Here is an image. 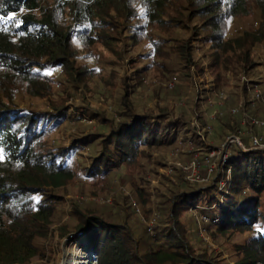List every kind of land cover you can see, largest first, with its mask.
Here are the masks:
<instances>
[{
  "label": "trees",
  "instance_id": "trees-1",
  "mask_svg": "<svg viewBox=\"0 0 264 264\" xmlns=\"http://www.w3.org/2000/svg\"><path fill=\"white\" fill-rule=\"evenodd\" d=\"M256 13L258 29L228 36L229 22ZM194 39L210 46L213 68L226 76L260 77L255 49L264 44V0H0V264H31L45 257L42 242L73 182L140 165L161 149L174 147L186 131L182 140L199 137V148H206L202 136L190 130V116L167 107L138 111L127 94L118 126L105 127L99 135H74L70 145L57 142L60 128L80 119L74 109L49 100L55 84L52 74L62 70L66 86L75 89L89 81L82 77L91 73L76 69L79 52L94 61L105 55L123 61L126 48L146 47L147 65L141 73L153 69L164 75L162 69L176 59L183 76L190 77L198 64ZM20 94L46 99L47 107L25 108L17 98ZM83 114L92 116L89 108ZM238 131L229 115L221 120L218 140L235 137ZM242 141L247 151L233 146L225 164L231 176L222 190L220 173L206 190L180 176L173 187H165L160 209L169 207L171 214L163 231L145 234L148 229L141 221H132L137 214L131 208L136 204L128 205L130 211L121 219L125 224H117L113 216L98 215L100 209L73 201L72 218L77 223L62 227L61 235H86L81 249L93 254L96 264H224L197 254L178 228L180 211L197 206L209 194V210L202 212L217 221V232L227 235L259 228L245 245L235 247L231 263L264 264V150L253 149L252 139ZM76 142L81 143L79 148L74 147ZM84 145L93 149L90 167L81 162ZM138 179L145 185L146 179ZM142 181L132 188L147 213L145 204L152 199L145 198L148 188Z\"/></svg>",
  "mask_w": 264,
  "mask_h": 264
},
{
  "label": "rangeland",
  "instance_id": "rangeland-1",
  "mask_svg": "<svg viewBox=\"0 0 264 264\" xmlns=\"http://www.w3.org/2000/svg\"><path fill=\"white\" fill-rule=\"evenodd\" d=\"M259 25L260 15L258 13L239 18L229 22L228 36L235 37L245 31H254L259 28ZM185 34H188V31ZM193 44L198 64L190 70V77L183 76L181 66L176 59L171 65L164 69L161 68L165 71L164 75L153 69L141 73L147 65L146 58L143 56L149 51L146 47L126 48L123 61L108 57V55L100 56L97 61H94L79 52L75 61L76 69L80 72L91 70V73H85L86 76L82 78L85 80L89 78V81H84L75 89H72L70 85L69 88L66 86L62 70L51 73L55 77V84L49 100L52 104H65L70 111L74 109L75 116L80 119L77 121L74 119L70 124L66 123L62 126L54 138L57 142L65 141L70 145L74 135H99L105 127L118 126L122 120L121 112L124 109L121 105L127 94L128 101L138 111L167 107L190 116L192 118L190 130H195L198 135L202 136L200 138L204 141L206 148H199L196 143L199 137L194 141L192 139L182 140L187 136L186 131L174 147L161 149L151 158L149 157L150 159L140 161V165L113 168L111 175L106 173L101 177L81 178L73 182L65 189V204L58 209L50 234L42 242L45 247V257L35 259L31 264H96L93 254L81 249H85L86 235L81 233L70 237L61 235L62 227L71 228L77 223L72 218L73 201L79 202L83 208H93V211L100 209L101 212L97 211L98 215L101 214L103 218L113 216L115 217L113 222L117 224H125L121 219L126 218L130 211L128 205L136 204L137 206L131 208L137 214L132 221L139 219L141 226L148 229L145 234L150 233L153 236L157 230L163 231L161 228H165L170 223L171 211L168 213L169 207L165 211L160 209L159 197L165 192V187H173L172 183H178L175 180L177 176L184 181L189 179L191 174L184 170L185 165L195 163L197 176L204 181L195 183L188 181L203 190L211 186L220 173L218 188L222 190L228 184L230 171L225 170V164L222 163L224 160L219 157L216 160V169L209 173L208 159L212 152L224 146H228L227 154L230 157L234 151L233 146H237L230 144L229 139L234 136H227L223 141H219L217 137L221 120L226 121L229 115L239 125L235 138H239L241 143L244 138H264V128L255 126L257 121L264 123V44L258 45L255 49V61L261 64L258 71L261 76L256 78L247 76L248 74L234 73L226 76L220 69L213 68L212 49L209 45H204L196 39L193 40ZM95 68L99 72L94 71ZM24 94H20L17 98L25 108L34 106L45 109L47 107L46 99L34 100ZM87 108L92 113L91 117L88 115L85 117L83 114ZM188 136L191 138L192 135L188 134ZM242 145L245 146L243 143ZM80 146V142L74 145L75 148ZM83 148L85 157L81 159V162L90 167L89 157L93 155V149L85 145ZM206 150H209L208 153ZM178 168L183 169L182 174L178 173L179 170H176ZM140 177L146 180L149 177V180L148 182L145 180L144 185L141 179L139 182ZM167 178L170 180L167 181ZM141 181L142 185L148 188V191H144L145 198L152 199L145 204L147 213H143L139 207L132 188L134 184L137 182L139 184ZM204 197L205 201L199 202L197 206L189 210L180 209L181 213L177 215L178 228L181 226L182 233L187 236L188 243L193 246L197 254L232 264L231 262L236 257L235 247L245 245L259 228L254 232L222 235L216 231L217 221L202 212L209 210L211 199L209 194ZM126 198L128 201H125ZM108 219L111 221L109 217ZM210 225L213 226L210 227ZM137 228H139L138 224L134 229Z\"/></svg>",
  "mask_w": 264,
  "mask_h": 264
},
{
  "label": "built area",
  "instance_id": "built-area-1",
  "mask_svg": "<svg viewBox=\"0 0 264 264\" xmlns=\"http://www.w3.org/2000/svg\"><path fill=\"white\" fill-rule=\"evenodd\" d=\"M255 126L264 128V123H260L257 121L255 122ZM251 139L253 142L252 143L253 149H262V150L264 149V138L252 137ZM229 140H230V144L237 145L238 147L242 149H246L245 146L242 145L243 142L242 143L240 142L239 138L232 137ZM227 149H228V146H224L222 149H219L218 151H214L211 153L208 159V164H209L208 172L209 173H212L216 169V160L219 157H222V159L224 160L222 161V163L227 164L229 160ZM184 170L187 171L189 174H191L189 175V179H188L190 182L195 183V182H199L202 180L204 181V179L201 180L200 176H197V172H196L197 170L195 168V163H188L187 165H185Z\"/></svg>",
  "mask_w": 264,
  "mask_h": 264
},
{
  "label": "bare ground",
  "instance_id": "bare-ground-1",
  "mask_svg": "<svg viewBox=\"0 0 264 264\" xmlns=\"http://www.w3.org/2000/svg\"><path fill=\"white\" fill-rule=\"evenodd\" d=\"M75 261V260H74Z\"/></svg>",
  "mask_w": 264,
  "mask_h": 264
}]
</instances>
